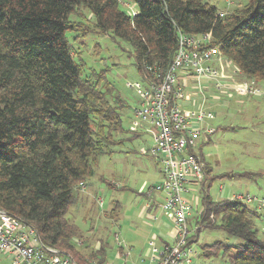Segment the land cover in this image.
Here are the masks:
<instances>
[{
    "label": "trees",
    "instance_id": "16d2710c",
    "mask_svg": "<svg viewBox=\"0 0 264 264\" xmlns=\"http://www.w3.org/2000/svg\"><path fill=\"white\" fill-rule=\"evenodd\" d=\"M131 3L123 10L120 0H0V209L32 226L44 245L71 254L76 264L94 256L78 255L76 229L65 215L99 157L122 144L121 111L128 105L103 71L84 72L73 52L76 36L68 40L67 32L109 33L126 42L137 73L148 81H159L169 68L178 32L209 33L210 45L243 77L264 80V0H244L230 10L207 0ZM79 7L89 12L84 20L92 19L91 28L72 19ZM130 132L129 138L139 136ZM201 190L196 237L202 229L221 230L239 241L203 245L201 256L264 264V234L255 226L260 214Z\"/></svg>",
    "mask_w": 264,
    "mask_h": 264
},
{
    "label": "rangeland",
    "instance_id": "374dc122",
    "mask_svg": "<svg viewBox=\"0 0 264 264\" xmlns=\"http://www.w3.org/2000/svg\"><path fill=\"white\" fill-rule=\"evenodd\" d=\"M207 1L218 10L228 6L224 0ZM242 1L233 0V6ZM131 4V0H120L123 10H127ZM86 16L90 17L89 12L79 7L72 19L85 21L91 28L92 19L86 21ZM73 35L76 36L71 41L73 52L82 60L84 72L103 71L104 79L127 102L128 107L121 111L125 133L122 144L115 146L110 155L99 157L93 166V175L83 188H79L65 217L75 226L74 241L78 255L82 257L93 252L94 260H87L86 264L101 258L102 264H147L151 253L148 242L153 241L156 246L158 244L152 234L167 233L173 224L163 215L162 208L158 207L163 194H148L149 186L160 183L162 179L160 164L139 151L142 147L152 145L151 135L144 131L140 137L129 138L138 97L134 89L126 84H144V81L133 65L131 49L126 42L112 38L109 33L93 32L86 35L67 32L68 40ZM256 84L263 93L259 96H235L232 99L210 101L214 119L209 123L214 133L208 143L200 145L198 151L204 162L205 178L200 186L185 195L191 205H194L192 199L198 197L197 211L193 208L189 220L191 227L194 226V217L201 211V187L215 201L227 200L233 193L248 194L264 200V80H257ZM99 199L102 200L101 205L97 203ZM153 201L156 206L151 207ZM145 205H149L150 210L140 215ZM263 214L264 210L255 220L261 235L264 234ZM217 241L226 245L239 242L235 237H227L221 230L202 229L191 244V251L195 253L191 257L192 264H227L222 255L215 258L201 256L203 245ZM0 264L8 262L0 257Z\"/></svg>",
    "mask_w": 264,
    "mask_h": 264
},
{
    "label": "built area",
    "instance_id": "2783aa9c",
    "mask_svg": "<svg viewBox=\"0 0 264 264\" xmlns=\"http://www.w3.org/2000/svg\"><path fill=\"white\" fill-rule=\"evenodd\" d=\"M226 3L229 6V0ZM210 41L209 33L195 36L178 32L174 56L160 80L143 79L144 84H126L134 89L138 97L131 129H143L144 124L154 129L152 145L147 149L142 148L140 152L153 157L160 164L162 179L160 183L149 186L148 194H163L160 207L174 229L173 238L162 242L160 247L153 241L148 242L151 253L147 264H192L191 257L195 256L191 244L196 240L198 225H189L193 205L185 194L189 188L200 186L205 178L204 162L190 149L195 146L196 138L201 133L199 123L210 114L201 107L194 111L180 108L178 102L184 95L181 88L176 86V74L181 70L190 72L198 90L201 80L210 81L217 90L223 89L226 85L222 72L209 64L220 55ZM239 91L244 94L259 93L253 81L244 82ZM83 187L80 184V188ZM219 189L222 190V187ZM252 199L248 194H232L228 198L246 202ZM97 203L101 205L102 200L99 199ZM258 205L264 208V200H258ZM0 257L5 258L8 264H76L71 254L44 245L32 226L2 209Z\"/></svg>",
    "mask_w": 264,
    "mask_h": 264
},
{
    "label": "crops",
    "instance_id": "0c3cea01",
    "mask_svg": "<svg viewBox=\"0 0 264 264\" xmlns=\"http://www.w3.org/2000/svg\"><path fill=\"white\" fill-rule=\"evenodd\" d=\"M224 1L226 2V0ZM233 7H234L233 0H229V7L227 6L226 9L228 10L229 8L230 10ZM209 64L218 68L222 72V75H223L222 80L226 85L223 89L217 90L212 86L210 81L201 80L199 83L200 90H198L195 87L196 86L195 79L191 75L190 72L181 70L177 72L176 74V86H179L181 88V91L183 92V95H184V97L181 98L178 102L180 108L185 111H194V110H197L199 107H201L205 112L210 114L208 117H205L202 122L199 123L201 133L199 137L196 138L195 146L192 147L193 153H195L196 155H199L202 161L203 159H202L201 153L198 152L201 147L200 145L206 142L208 143L210 141V136L214 133V129L211 127L209 123L212 119H214V115H213L214 113L209 105L210 101H219L222 98L232 99L235 96L244 97V96H249V95H255V94H244L239 91L240 86H242V84L246 81L255 82L254 87H256L259 90V94H256V95L259 96L263 94L256 84L257 80L247 79L243 77L241 73L232 64H230L227 60H225L221 55L213 59L211 63ZM142 127L143 129H134L139 133L138 137H140L141 134H143L144 131H146L147 133H149V135H151V140H152L154 129H152L151 127L145 126V124ZM148 147L149 146H147L146 148L145 147H142V148L147 149ZM142 148H140V150ZM142 155H146V154H142ZM191 189H194V188H189L188 193H190ZM251 197H253L252 201L250 202L241 201V202L248 205L252 209H255L258 212V214H260V212L264 210V208L259 209L258 200L260 199L257 198L256 196H251ZM196 199H198V197H194L192 199V202L194 203L193 208L195 211H197V205H198V201ZM187 200L189 201V199ZM154 202L155 201H153V205L151 207H154L155 205ZM160 205L161 204H158V207H160ZM149 210H150L149 205H145L140 210V215H143L145 211L149 212ZM163 215L167 217V215L164 212H163ZM262 216L264 217V214ZM152 235H153L152 236L153 239H157L158 241L157 247H160L162 242L170 241L173 238L174 229L171 228V230H169L167 233H164L161 235H155V234H152Z\"/></svg>",
    "mask_w": 264,
    "mask_h": 264
}]
</instances>
